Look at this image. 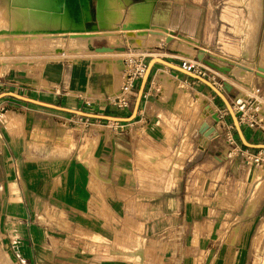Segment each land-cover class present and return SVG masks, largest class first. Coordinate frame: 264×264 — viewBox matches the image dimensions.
<instances>
[{"label": "rangeland", "instance_id": "obj_1", "mask_svg": "<svg viewBox=\"0 0 264 264\" xmlns=\"http://www.w3.org/2000/svg\"><path fill=\"white\" fill-rule=\"evenodd\" d=\"M88 1L84 0L85 6ZM117 1L119 4L121 0ZM188 1H190V4L194 3L202 9L201 15L214 17L217 22L216 32L219 40L223 37L221 33L229 37L230 41L227 45L219 43L224 47V50L220 48L212 50L213 54L216 52L215 54L221 55L219 52L221 50L225 54L234 55L235 57L231 56L233 57L231 58L233 59L231 67L234 66L235 62L246 58L249 59L246 64L248 67L253 68L255 66L257 68L256 65L259 64L261 59L260 48L264 43V0L257 35V50L253 54H250L248 49L247 52H244L240 45L248 21L249 10L246 5L251 0H240L239 3H234V0ZM103 3V0H97L96 3L92 0V3H90L92 17L89 18L88 23L91 26L86 25V27L88 29L101 28L105 31L116 32L121 27L124 28L128 22L126 21L124 24L123 19L119 22L121 15L118 13V15L113 13L117 20L112 24L106 21V18L112 20L113 17L110 16L113 14L107 15L104 13ZM1 5L0 35H4V37L0 38V85H2V87L0 86V92L14 91V89L20 87V93L41 99L44 96L43 90L38 89L40 88L38 76L44 63L49 61L50 58L48 57H55V59H52L56 61L82 59L83 55L87 57L82 54L88 52L87 47L82 44L83 46L77 51L79 53H75L73 52L74 49L62 38L48 39L42 36L43 31H55L54 28L56 27L44 18L46 16L43 14L42 9L40 10L36 6V0H7L6 3ZM127 10L128 6H126ZM148 18L149 14L145 18L134 22L129 20V30L137 28L141 31H149V27H146L149 23ZM117 22H119L118 25ZM223 24L226 25L224 30H222ZM253 25L248 29L249 32H252ZM24 32L37 33L36 40L32 45H28L32 43L31 40L17 38ZM125 32L127 33L126 30ZM151 35L149 33V35L141 38L138 37V41L148 46L156 44V41H152ZM112 39L109 38L111 41ZM44 40L48 41L44 42L47 45H43ZM115 40L117 38L113 39L114 42ZM249 40L251 39L248 38L247 41ZM106 42L103 39L96 40L95 48L104 46ZM122 43H117L114 47L118 49L122 47ZM57 47L64 50L61 55H57L58 53L55 55ZM196 56L197 59L202 60H209L213 57L210 53L206 54L204 51H198ZM226 56L229 57V55ZM120 57L122 58V56ZM115 61L117 63V57L113 58V62ZM6 66L10 68L8 71H5ZM154 74L151 77L150 86L152 87V96H154L153 102L155 105L153 107L155 112L150 124L159 123L162 116H165L168 120L172 114L177 117L173 119L174 122L170 119L166 123L170 124L167 135L163 133L164 136L151 137L147 133L148 131L143 132L139 145L142 146L141 150L145 152L133 151L128 146L129 139L127 135L122 134L124 132L119 131L115 135L119 140L115 139L114 143L122 144L123 148L130 151L129 167H127L133 171L135 176L129 198L126 199L128 205L126 212H129V215L126 213L122 222L120 221L121 224L117 231L102 233V240H97L102 242L101 244L98 243L96 247L95 243L92 242L87 247L90 250L94 248L98 252L107 253L109 256L106 258L110 260L107 262L109 264H264V230L261 231L264 219L260 220L257 225H249L245 224L241 220L242 218L238 216L241 214L240 205L247 200L257 182L264 179V166H257L254 163L244 161L240 154L235 156L236 151L233 149L234 146L229 145L228 135L232 133L236 141L235 144L244 151L248 149V154H251V156L257 157L261 149L243 147L244 145L238 137L229 111L224 119L229 126L233 125V128L227 130L223 129L222 123L218 125L211 111L201 115L197 114L196 119H192V113L195 111L192 102L188 106L181 107L179 102L173 105L169 101H162L156 96L159 92V85L158 77ZM180 75L183 76L184 73ZM226 80L229 82L228 79ZM34 85L37 88L33 87ZM48 85L47 83L43 84L44 88H49ZM202 85L207 86L204 83ZM234 85L232 91L226 94L231 104L241 90L240 85L235 83ZM261 86L264 92V81H262ZM194 91L191 89V98L195 97ZM136 96L137 92H133L132 98L134 101ZM21 102L25 105H34L30 102ZM7 103L2 102L0 108ZM202 103L201 106L206 104L224 105L218 95L213 99L212 94H206L205 101L202 100ZM263 104L264 98L260 103V110H264ZM250 107L252 112L259 111L258 105H254V103ZM77 109L121 116H129L131 111L126 107L110 104L108 99L104 102L95 101L89 106L81 101ZM236 115L238 117L237 113ZM62 117L65 118V121H70V129L74 126L84 129L81 131L72 129L70 133L80 136L82 145L87 140V145L82 151L89 154L86 157H81V159L87 166L93 167L90 159H94L95 149L89 150L95 141L98 143V145L96 143L95 148H98V150L101 148L103 135L100 141V133L108 131V128L110 129L115 121L91 118L87 123L86 117L82 116L81 120V116L73 113L62 114ZM143 117L145 116L143 115ZM200 117L202 118L200 119ZM2 119H6V116H3ZM199 121L200 123H198ZM139 122L145 124L146 119L143 118V121ZM19 123L22 124V122ZM242 128L250 142H264L263 130L255 131L254 127ZM209 138L214 139L212 143L216 148L210 146V149H207L208 142H206V139ZM183 140L189 144L187 156L194 150L198 154L190 162L186 157L181 166L172 171L175 163H180L177 152L182 147ZM99 143L101 144L99 145ZM114 143L113 148L106 149L112 151L113 154L123 151L125 155H128L126 150L119 144L115 146ZM198 145L205 149L199 151ZM225 146H228L229 150L227 157L224 161H219L216 157L220 156ZM63 147L66 149V142H63ZM80 156L82 155L80 154ZM133 159H135V165H132ZM238 164H242L243 167L240 172H235ZM233 165H235V168H233ZM105 169L106 167L103 168L102 166V173L106 172ZM168 173H170V176H166ZM237 174H240L241 177L239 178ZM233 175H236V178ZM177 201L181 203L180 208L176 206ZM224 206L229 208L222 209ZM75 219L90 232L89 235L95 241L96 239L93 238L94 231H98L96 225L90 224L84 218L76 217ZM147 221H149L148 224ZM195 221H198L199 225L195 226ZM39 222L42 224L48 223L51 227L53 222L62 229L67 227L63 223L62 216H55L50 222L43 217H39ZM196 229L198 233L196 236L194 235L193 240V234H195L193 231ZM17 232V229L13 227L7 232L3 219H0V264H30L19 247V234ZM261 232L263 233L260 235ZM55 235L63 237L62 233ZM257 235H260L258 241L255 240Z\"/></svg>", "mask_w": 264, "mask_h": 264}, {"label": "crops", "instance_id": "obj_2", "mask_svg": "<svg viewBox=\"0 0 264 264\" xmlns=\"http://www.w3.org/2000/svg\"><path fill=\"white\" fill-rule=\"evenodd\" d=\"M145 1L129 0V3H125L124 0H121L119 4H125V15L120 16L121 19L118 21L120 22L123 19V23L125 24L126 21L129 23V20L133 22L139 20V18L137 19L136 16H133L131 6L132 4ZM239 2L240 0H234V3ZM259 2L262 3L263 11V0H251L246 5L249 10L248 19L252 18V20L248 27L247 21L240 45L244 52H247L246 50L248 49L250 54L255 53L257 50V35L262 18V13L259 14L258 11ZM90 3L89 0L86 5L89 18L92 17ZM126 6H128L127 11ZM151 8L150 17L148 18L149 23H147L146 27L148 28L153 25L168 29L173 32V36L167 34L168 37H172V41L167 43L165 42V38L159 35L157 37L158 42L154 44V48H149L153 45L148 46L143 43L137 46L134 43L132 46L127 42L130 49L149 54L147 58L148 62L152 57H161L172 63L179 64L180 58H186L175 52L179 51L177 43L181 36L192 40L195 39L194 41L198 43V46L196 45L197 48L194 51H190L191 55L194 54L190 59L197 58L198 51H204L206 54L210 53L213 56L212 50L223 49L222 45H227L230 41L229 37L224 36L223 33H221L223 37L219 40L216 32L217 22L214 17L210 15L205 16V14L201 15L202 9L194 3L190 4L188 0H153ZM110 17H113L112 20L106 18V21L110 24L117 20L114 14ZM89 18L85 20L86 25L89 23ZM119 22L116 24L118 25ZM128 23L124 28L121 27L117 31L121 43L123 42L121 45L128 41H125V36L121 33L125 30L129 31ZM251 25H253V30L249 32L248 29ZM225 28L226 25L223 24L222 30ZM248 38L252 41H247ZM95 39L99 40L103 38L95 37L93 43ZM105 39L107 42L104 46H108L109 41L107 38ZM219 43L222 45H219ZM116 51H120V48ZM219 52L221 53L220 57H228L226 55H229L228 58L231 59L233 58L231 56H234L225 54L221 50ZM260 54L262 59L264 52L261 51V48ZM117 58V63L116 61L113 63L108 62L106 68L99 67L96 63H91L89 59H70L69 61L49 60L39 70L38 83L41 82L40 78H44L50 82L53 91L43 90L44 97L41 99L33 98L57 105L61 104V106L73 109H77L81 101L86 105L87 101L91 103L95 101L104 102L109 96L119 94L123 82L124 63L119 59L121 58L120 56ZM211 60H213V57ZM247 60L249 59L243 58L239 62L243 61L242 63H247ZM217 63L224 67L226 66L225 63H220V61H217ZM255 72H252L255 75V82H253L251 89L244 90L245 92L240 90L239 96L252 90L255 86L263 88L261 83L264 81V78H260ZM153 74L158 77L159 92L156 96L162 101H169L173 105L177 104L178 94L176 89L180 87L177 86L179 84H183V86L190 90L189 104L192 102L194 106L198 93L204 94L205 97L206 94H212L213 99L216 96L208 86H203L202 82L192 83V77L185 74L181 76V72L159 63L155 64L146 86L138 115L133 121L129 122V128L122 133L127 135L129 139L128 146L133 151L137 150V152L142 151L139 141L142 140L143 132L148 131L147 133L151 137L157 135L164 136L163 133L167 135L170 124L166 123L170 119L174 122L173 119L177 117L172 114L169 120L164 121L165 116H162L159 123L150 124L155 112L153 107L155 105L153 102L154 96H152V87L150 86ZM162 75L166 76L174 85L171 94L165 97L167 98L166 100L160 97V80ZM222 77L225 80L228 79L229 83L235 86L226 74L223 73ZM113 85L115 89L112 87ZM0 86L2 87V85ZM110 86L113 91H116L113 94L108 91ZM33 87H36V85ZM191 89L195 90V97L192 98ZM222 91L225 94L229 93L224 89ZM14 92L20 93V87L14 89ZM102 92L103 94L101 95ZM4 101L8 103L4 107H1L2 109L0 108V186L2 187V192H0V219H3L7 232L11 227L17 229L19 247L30 264H109L107 262L110 260L106 258L109 256L107 253L98 252L94 248L91 251L87 245L94 242L97 247L98 243L101 244L102 242L97 240H102V233L117 231L127 213L126 209L128 205L126 199L129 198V192L131 191V185L135 176L133 175V171L128 169L130 151L127 148H123L122 144L114 143L115 139L119 140L115 136L119 131L115 132L114 129L108 128V131L101 132L99 140L101 141V136L103 135V141L102 144L99 143V145L101 144L99 150L95 148L97 141L94 140L95 142L89 150L95 149L94 159L89 158L91 163H93V167H89L81 159V157H86L89 154L82 151L87 144V140L82 145L81 137L70 133L72 129L78 131L84 129L75 126L71 129L69 128L70 121L67 122L62 117V114H68L69 112L36 104L25 105L21 100L13 97L1 99L0 104ZM206 105H208V110L205 113L211 111L213 115L217 113L218 108L225 107V104L219 106L215 104ZM11 109L19 110L24 114L22 124L11 113ZM200 109H203V107ZM262 111L264 113V110ZM200 112L198 111L199 115ZM198 113L195 106L192 119L195 120ZM3 116H6V119H2ZM143 118L146 119V123L140 124L139 121H143ZM213 141V138L206 139L208 150L210 146L216 148L212 143ZM63 142H66V149L63 147ZM113 143L115 146L119 144L127 151L128 155H125L123 151H119L116 154L108 151V148H113ZM181 144L182 147L177 152L180 163L176 162L172 171L176 167H180L186 157L188 162H190L198 154L194 150L187 156L189 144L185 140ZM204 149L198 145L199 151H203ZM142 152L145 151L143 150ZM227 153L228 146H225L220 156L216 158L219 161H224ZM132 165H135V159H133ZM102 166L103 168L106 167L105 173H102ZM242 167V164H238L235 172H240ZM233 168H235V165H233ZM237 175L239 178L241 177L240 174ZM166 176H170V173ZM233 177L236 178V175H233ZM260 180L247 200L240 205L239 210H241V214L238 216L242 218L241 220L245 224L257 225L260 220L264 219V197H262L256 207L253 209L249 208L250 201L255 194ZM180 205L181 203L177 201L176 206L180 208ZM228 208V206H224L222 209ZM127 214L129 215V212ZM55 216H62L63 223L67 226L65 229L56 226L53 222L51 223L53 224V228L48 223L42 224L39 222V217H43L50 222ZM76 217L84 218L90 224L96 225L98 231H94L93 238L96 239L95 241L89 235L90 232L78 223L75 219ZM194 224L195 226L199 225V222L195 221ZM263 230L264 220L261 226V231ZM60 233L63 234V237L55 235ZM260 235H257L256 241L259 240L258 237ZM126 262L129 263L128 261Z\"/></svg>", "mask_w": 264, "mask_h": 264}, {"label": "bare ground", "instance_id": "obj_3", "mask_svg": "<svg viewBox=\"0 0 264 264\" xmlns=\"http://www.w3.org/2000/svg\"><path fill=\"white\" fill-rule=\"evenodd\" d=\"M94 1H95V3L97 2V0H94ZM6 2H7V0H0V5L2 3L4 4ZM29 2H31V1H29ZM90 2L92 3V0H90ZM103 2H104L103 3V9H104L105 14L111 15V14L115 13L116 15H118V14L121 16L124 15L125 4H123V3L118 4L117 0H103ZM124 2L129 3V0H124ZM152 2H153V0H146L145 2L136 3L134 5L132 4V6H131L132 10L131 11H132L133 16H136L137 19L138 18L143 19L146 17L147 14H149V17H150V12L152 10V8H151ZM261 4L262 3L259 2V7H258L259 14L262 13V5ZM1 6H0V9H1ZM36 6L40 10L42 9L43 14L46 16L44 18L46 20L50 21L51 24L54 27H56V28H54L55 31L54 30L53 31H47V30L43 31L41 33V35L44 36L45 38L57 39L60 37L63 39V41H67L68 45H70L72 47V49H74L73 52H75V53H79L77 51L80 50V48L84 45V47H87L88 52L82 53V54H85L87 56L86 58H84V55H83L82 59H89L91 63H93V64L96 63L97 66L102 67V68H106L108 62L113 63V58L118 57V56H122V57L124 56L123 53H121V51H116L117 49L114 47L117 43H121V39H120V36L118 35V32H116V31H105L101 28H90V29H88L86 27L85 20L87 18H89V16H88V13L86 11L87 8L85 6L84 0H36ZM129 18L130 17L128 14V19ZM251 20H252V18L248 19L247 27L249 26ZM88 26H91V25L89 24ZM59 27H61V28H59ZM111 33H115V36H113V34L110 35ZM127 33H128V35L126 36L127 40H128L127 42L129 44H131L132 46L134 43H136V46L138 44H141V42L137 41L138 37L141 38L143 36H146L147 33L152 34V36H151L152 41H156V43H157L158 42L157 37L159 36V27L150 26L149 31H143V30L141 31V29H132L131 28L129 31H127ZM35 36H37V33H33V32L26 33V32H24L21 34L20 37H17V38L18 39L23 38L26 40H31L32 43H29L28 45H32L33 42H35L34 40H36ZM3 37H4V35H0V38H3ZM95 37L103 38V40H106L105 38H107L109 43L112 45H110L108 43V47H109L108 50L97 49V48H95V41L98 39H95V41L93 43V39ZM109 38H113V39L117 38V40H115V42H114L113 39L111 41V40H109ZM194 40H192L188 37H184V36L179 37L178 43H177V45H178L177 48L179 51H175V52H177L178 54H180V55H182L188 59L192 58L194 56V54L191 55L192 53L190 54V51H194L198 46L197 41H194ZM44 42H48V41L44 40L43 43ZM43 45H47V43H44ZM122 47H123V45H122ZM154 47L155 46L153 44V46H151L149 48H154ZM120 49H121V47H120ZM63 51L64 50L62 48L57 47L55 49V55L57 53H58L57 55H61V53ZM261 51L264 52V44L261 46ZM212 55H213V57L216 58L217 61H220V63H223L220 55L215 54V53ZM48 58H50L49 60L55 59V57H51V56H49ZM52 58H54V59H52ZM245 63L246 62H244V64ZM256 67L257 68H255V66L253 67V69H256L255 71H258V72L264 74V55L262 56V59L260 60L259 64L256 65ZM9 69H10L9 66H6L5 71H8ZM251 69L250 70L244 69L241 62L238 61V62H235L234 66L231 67L230 73L227 74L226 76L233 83L240 85L241 90L244 91L247 89H251L253 82H255L254 81L255 75L253 74L254 72L252 73ZM40 80H41V82L39 83L40 88H38V89L53 91L52 85L50 84L49 81L45 80L44 78H40ZM46 83L49 84L48 85L49 88H44L45 86H43V84H46ZM160 84H161L160 97L165 98V97L169 96L171 94L172 90L174 89L173 83H171L167 79L166 76L162 75L161 80H160ZM177 86H180V87L176 89L177 94H178L176 103L179 102L180 103L179 105L181 107L187 106L189 104V100H190V93H189L190 90H188L185 86H183V84H179ZM112 87L114 88L115 86L113 85ZM108 91H109V93L113 94V92L115 90L113 91L111 86H110L108 88ZM102 94H103V92L101 93V95ZM204 97H205L204 94L198 93L197 98L195 99V106L197 108V113H198V111L199 112L201 111L200 115L204 114L205 111L208 110V108H207L208 105L201 106L204 103V102L202 103V100L204 99ZM166 99L167 98H165V100ZM263 106H264V104H263ZM201 107H203V109H200ZM11 113H13L14 117L19 122H22V120L24 119V114L19 110L11 109ZM198 115H199V113H198ZM201 118L202 117H200V119ZM166 120H167V118L165 117L164 121H166ZM198 123H200V121ZM0 192H2L1 186H0ZM262 197H264V179L261 182H259V184L257 185L255 194L250 201L249 208L253 209L254 207H256L257 204L259 203V201L262 199ZM194 232H195L194 235L196 236L198 233L197 229ZM233 257H235V255H233Z\"/></svg>", "mask_w": 264, "mask_h": 264}, {"label": "built area", "instance_id": "obj_4", "mask_svg": "<svg viewBox=\"0 0 264 264\" xmlns=\"http://www.w3.org/2000/svg\"><path fill=\"white\" fill-rule=\"evenodd\" d=\"M153 26V25H151ZM159 31H162V34H159L160 36H163L166 39L168 38L167 34H170V36H173L172 31H164V28H159ZM171 32V33H169ZM126 38V32H121ZM129 44L124 43L123 46L126 47V50L123 52V58H121L122 62L124 63V70H123V82L120 87V92L117 95L109 96L108 101L112 105H117L119 107H126L132 110L134 99L133 92L137 91L141 78L143 77L146 68H147V58L149 57V54L145 52H138L136 50L130 49L128 46ZM179 58V57H174ZM225 60H222L223 63L226 64V66H231L233 61L227 57H221ZM210 61H214L217 63V60L215 57H213V60L209 59ZM219 64V63H217ZM243 66L248 67L246 64L242 63ZM180 65L183 69L194 72L209 81H211L216 87L219 89H223V81H226L222 77V72L219 70L211 67L205 60L202 59H188V58H180ZM220 65V64H219ZM223 66V65H221ZM246 69V68H244ZM252 72H255L253 69ZM226 74V73H224ZM227 75V74H226ZM192 83L200 82L197 79L192 80ZM136 93V92H135ZM145 94V93H144ZM144 96V95H143ZM264 98V92L263 89L260 86H255L252 90L248 91L245 94H242L238 97H236L232 103L233 109L238 114V119L242 127H254V129L257 130H263L264 131V113L262 110L259 109L260 103L262 99ZM89 106L91 104L90 101L86 102ZM254 103V105H258V112H252L250 105ZM219 116L218 125L222 123L223 129H229L233 128V125L229 126L224 117L226 114H228V109L225 107L218 108L217 113ZM79 116V115H78ZM82 120V116L80 118ZM91 118L86 117V122L88 123ZM112 129H114L115 132L121 131L124 132L129 128V122H113V125H111ZM228 143L231 146H234L235 156L240 154L242 156V159L244 161H247L249 163H254L255 165L264 166V149H261L260 152L257 154V157L251 156V154H248V149L244 151L241 149V147L237 146L235 143V139L231 134L228 135ZM236 145V146H235ZM229 151V150H228Z\"/></svg>", "mask_w": 264, "mask_h": 264}, {"label": "water", "instance_id": "obj_5", "mask_svg": "<svg viewBox=\"0 0 264 264\" xmlns=\"http://www.w3.org/2000/svg\"><path fill=\"white\" fill-rule=\"evenodd\" d=\"M153 27V26H152ZM164 31H168V29H164ZM162 31H159V34H162ZM126 35H128V33H126ZM172 41V37H168L166 39L167 43H170ZM97 49H101V50H108L109 47L108 46H102V47H97ZM126 50V47L123 46L121 47L120 51L124 52ZM221 60H225L223 58H221ZM211 67L219 70L222 73H226L229 74L230 70H231V66H221L217 63H215L214 61H210V60H205ZM162 64L165 65L171 69H174L178 72L184 73L185 75H188L194 79L199 80L200 82L206 84L216 95H218V97H220V99L223 101V103L225 104L226 108L228 109L233 124L235 126V129L237 131L238 137L241 141V143L247 147V148H260V149H264V142L261 143H253L250 142L243 131V128L239 122V119L236 115L235 110L233 109L232 104L230 103V101L228 100L226 94L219 89L218 87H216L211 81H209L208 79L194 73L188 70L183 69L180 65L176 64V63H172L171 61H168L166 59H163L161 57H152L148 64H147V68L146 71L143 75V77L141 78L138 90H137V96L136 99L134 101L133 104V108L131 110V113L129 116H118V115H109V114H102V113H95V112H91V111H86V110H81V109H73V108H69V107H65V106H61V105H57V104H53V103H49V102H45V101H41L39 99L33 98V97H29V96H25L23 94L14 92V91H2L0 92V100L5 98V97H13L16 98L18 100L21 101H25V102H30L36 105H40L43 107H48V108H52V109H56V110H60V111H65V112H69V113H73V114H77L79 116H84V117H89V118H96V119H103V120H112V121H117V122H131L133 121L139 112L140 106H141V101L146 89V86L148 84L149 78L151 76L152 70L155 66V64ZM233 64V63H232ZM243 66V65H242ZM243 68H246L248 70H250V67H246L243 66ZM253 71V68L251 69ZM256 74L262 78H264V74L260 73L258 71H256ZM223 88L226 92H230L233 89V85L227 81H223ZM214 119L218 122L219 121V116L218 114L214 113Z\"/></svg>", "mask_w": 264, "mask_h": 264}, {"label": "trees", "instance_id": "obj_6", "mask_svg": "<svg viewBox=\"0 0 264 264\" xmlns=\"http://www.w3.org/2000/svg\"><path fill=\"white\" fill-rule=\"evenodd\" d=\"M244 148H247V147H245V146H243Z\"/></svg>", "mask_w": 264, "mask_h": 264}]
</instances>
